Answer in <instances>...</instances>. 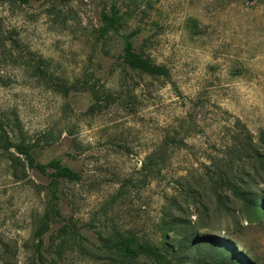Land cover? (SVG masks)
Wrapping results in <instances>:
<instances>
[{
	"label": "rangeland",
	"instance_id": "obj_1",
	"mask_svg": "<svg viewBox=\"0 0 264 264\" xmlns=\"http://www.w3.org/2000/svg\"><path fill=\"white\" fill-rule=\"evenodd\" d=\"M127 41L171 77L124 64ZM0 115L40 161L82 175L60 185L65 219L41 258L52 182L0 148V264H114L94 244L120 234L172 242L174 264H264V212L226 189L223 204L207 179L254 170L226 155L241 130L264 137V0H0ZM162 145L150 176L142 166ZM250 189L264 210V178ZM65 221L88 237L84 250L70 238L57 254Z\"/></svg>",
	"mask_w": 264,
	"mask_h": 264
},
{
	"label": "trees",
	"instance_id": "obj_2",
	"mask_svg": "<svg viewBox=\"0 0 264 264\" xmlns=\"http://www.w3.org/2000/svg\"><path fill=\"white\" fill-rule=\"evenodd\" d=\"M20 1L26 3L29 0ZM117 21L118 17L113 15L110 26H115ZM122 59L124 64L128 65L133 71L143 72L153 76L171 77L170 70L166 66L155 63L149 56L138 50L131 41L126 42L122 53ZM65 89L67 88L64 87V90ZM181 128H184L183 124H181ZM240 133L241 134L237 135V143H235L233 150L226 155L230 158H227V163L229 168L233 169L232 166L236 158L239 157L237 160L240 161L248 159L253 162V172H247L244 167L243 169L241 167L238 168L240 174L235 176H229L227 172L218 173L217 171H213L216 175L209 173L207 179L213 184L217 197L223 204L226 205L229 201L227 200L229 196L222 199L224 195H222L223 193L221 190L226 189L231 192L234 199H240L247 203H251L256 210L264 212L261 202L262 195L256 194L250 189V185L264 178V137L261 139V143H256L252 139L249 131L241 130ZM179 140L184 144L183 139ZM165 144L169 146L170 142L166 141ZM35 147V144L29 143L21 137L16 141L11 131L8 129V122L0 115V148L6 153L14 149L23 157L24 162L27 163L30 168L47 176L52 182L53 187L50 193L51 196L35 233L39 240L37 251L42 258L43 236L52 228L54 222L65 219L61 208L63 196L60 185L64 180L79 181L82 179V175L74 168L64 164L60 158H53L48 162L40 161ZM163 149L164 145L155 149V151L148 156L149 162L145 161L142 166V169L150 176H155L159 173L155 161L162 154ZM12 160L16 161L21 159L14 156ZM58 235L62 237L68 236V238L66 239L63 237L61 245L57 247V254L62 253L64 245L70 238L74 240L73 245H76L79 251L84 250L83 241L88 240V237L84 235L78 227L66 221L58 230ZM187 238L190 244L191 242L192 244L197 243L193 234L187 236ZM100 239L101 243L94 244L95 247L101 252L108 253V258L113 261L114 264H133L137 263L141 258H151L159 263L174 264L171 259V251H173L172 242L164 241L163 249V247L142 241L138 235L135 234H120L114 237H104L101 235ZM229 258H226L227 264H253L244 258ZM53 262L57 264L58 260L53 257Z\"/></svg>",
	"mask_w": 264,
	"mask_h": 264
}]
</instances>
